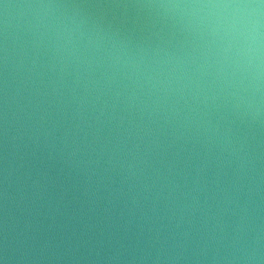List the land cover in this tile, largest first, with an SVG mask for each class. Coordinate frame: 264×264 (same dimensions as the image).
<instances>
[{
    "label": "water",
    "instance_id": "1",
    "mask_svg": "<svg viewBox=\"0 0 264 264\" xmlns=\"http://www.w3.org/2000/svg\"><path fill=\"white\" fill-rule=\"evenodd\" d=\"M0 264H264V0H0Z\"/></svg>",
    "mask_w": 264,
    "mask_h": 264
}]
</instances>
